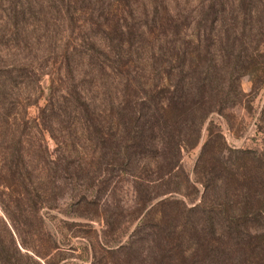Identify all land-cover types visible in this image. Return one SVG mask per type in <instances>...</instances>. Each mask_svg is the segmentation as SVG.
Masks as SVG:
<instances>
[{
  "label": "trees",
  "instance_id": "trees-1",
  "mask_svg": "<svg viewBox=\"0 0 264 264\" xmlns=\"http://www.w3.org/2000/svg\"><path fill=\"white\" fill-rule=\"evenodd\" d=\"M203 1L92 0L86 12L90 20L77 27L79 38L59 43L39 118L47 134L59 139L60 158L49 163V180L66 187L70 216L88 218L85 209L91 204V184L106 175L129 176L135 185L137 180H147L165 187L179 162L185 125L190 122L192 133L198 135L211 111L204 110V105L219 98L203 92L211 79L210 73L201 74L217 70L223 54L232 50L229 44L235 36L234 31L228 32L225 45L221 41L219 48L214 43L220 37L212 33L211 48L205 51L210 61L195 62L199 55L195 59L192 55L202 51L201 46L188 48L185 41L191 34L185 31L190 26L198 28L206 12L211 30L220 22L213 7L216 0H209L206 8ZM240 2L234 0L235 6L239 8ZM255 5L263 7L264 0H251L245 13ZM230 21L234 23L235 18ZM194 37L200 42L204 33L198 31ZM56 121L65 125L56 126ZM76 133L89 148L94 147L97 156L91 169V161L68 153L74 152L71 140ZM10 141L15 148L0 167V264H27L32 260L27 241L38 243L45 234L37 215L47 202L46 193L40 177L32 173L33 166H41L44 151L40 156L24 154L18 150L19 138L12 135ZM168 193L167 188L158 194L155 209L177 206L171 196L161 198ZM176 211L172 228L188 235V264H264V200L247 197L237 204L227 201L216 206L203 202ZM146 214L136 229L144 225ZM164 224L163 215L155 222V230ZM50 241L46 236L45 243ZM102 244L108 247V242ZM34 255L42 258L36 251ZM176 261L172 259L173 264Z\"/></svg>",
  "mask_w": 264,
  "mask_h": 264
},
{
  "label": "rangeland",
  "instance_id": "rangeland-1",
  "mask_svg": "<svg viewBox=\"0 0 264 264\" xmlns=\"http://www.w3.org/2000/svg\"><path fill=\"white\" fill-rule=\"evenodd\" d=\"M250 2L242 0L238 8L234 0H216L213 7L220 22L211 30L206 12L198 28L190 26L185 31L191 34L185 41L188 48L201 46L193 59L198 54L195 62L204 63L210 61L205 51L211 48L212 33L220 37L218 43L214 39V47L220 44L219 48L221 41L225 45L228 32L234 31L235 36L229 44L232 50L223 54L217 70L201 74L210 73L211 79L203 92L219 98L204 105V110L211 111L198 135L192 133L190 122L185 125L179 162L165 187L147 180H137L135 185L129 176L106 175L91 184V204L85 209L88 218L82 219L67 213L66 187L50 183L48 165L60 158L59 139L47 134L39 109L50 88L49 72L56 67L58 45L79 38L77 27L90 20L86 12L92 0H0V167L15 148L12 135L20 139L18 150L24 154L40 156L44 151L41 166H33L32 173L40 177L46 193L47 202L37 215L45 234L38 243L27 241L32 259L27 264H173L172 259L188 264V235L172 228L176 209L189 210L203 202L237 204L247 197L264 200V6L255 5L248 14ZM203 4L208 7L209 0ZM198 31L204 33L200 42L194 37ZM75 135L74 152L68 153L91 161V169L97 156L94 147L89 148L79 133ZM136 172L141 174L140 168ZM167 188L171 193L161 198L171 196L177 206L155 209L156 197ZM145 214L144 225L136 229ZM163 215L165 224L155 230V222ZM46 236L51 243H45ZM102 242H108V247Z\"/></svg>",
  "mask_w": 264,
  "mask_h": 264
}]
</instances>
